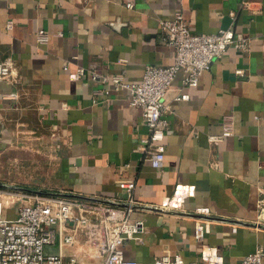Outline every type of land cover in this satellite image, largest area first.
I'll return each instance as SVG.
<instances>
[{"label":"crops","instance_id":"crops-1","mask_svg":"<svg viewBox=\"0 0 264 264\" xmlns=\"http://www.w3.org/2000/svg\"><path fill=\"white\" fill-rule=\"evenodd\" d=\"M240 1L136 0L127 9L123 0H0V58L11 57L18 73L15 83L0 80V155L29 141L38 146L33 154L50 164L47 187L115 199L122 209L129 196L123 184L132 181L129 217L142 220L143 232L124 242L127 259L152 264L163 254H179L203 264L201 243L192 235L197 207L208 208L212 222L203 242L228 264L264 248L258 204L264 194V0H251L254 12L241 9ZM177 11L192 32L231 28L246 39V49L229 46L195 87L183 86L182 72L175 74L164 95V159L153 168L143 152L147 129L140 109L129 104L124 88L106 84L103 95L105 86L89 70L136 82L145 66L172 64L174 49L161 41L159 22ZM39 29L48 34L44 43L36 40ZM77 68L84 73L72 79ZM180 93L186 98L176 99ZM226 116L231 134L209 139L221 134ZM176 190L187 193L177 207L167 206ZM58 249L77 264H101L104 257L79 227L72 245L59 248L56 237L45 252Z\"/></svg>","mask_w":264,"mask_h":264},{"label":"built area","instance_id":"built-area-1","mask_svg":"<svg viewBox=\"0 0 264 264\" xmlns=\"http://www.w3.org/2000/svg\"><path fill=\"white\" fill-rule=\"evenodd\" d=\"M136 0H123L127 9L134 7ZM240 8L254 12L251 0H241ZM120 24V22H118ZM160 39L174 49V60L167 66L147 65L140 80L127 82L122 74L106 76L95 69L89 70L91 79L104 86L108 84L114 90L124 88L128 91V102L139 108L147 135L142 139L143 152L150 165L159 168L164 159L163 138L168 129L165 117L168 105L164 95L177 72H182L183 86L198 85L200 74L207 70L212 61L233 46L239 50L246 49V39L233 32L231 28L219 29L212 33H195L188 27V21L181 11L174 13L169 20H161ZM11 21L6 22V28ZM38 43L48 40V34L39 29L36 32ZM84 68H77L70 74L72 79L79 78ZM235 73L241 74V70ZM18 78L15 61L11 57L0 58V80L15 83ZM109 92L103 87V95ZM11 96H15L11 93ZM180 93L176 99H185ZM230 117L221 122L222 131L219 136H211V140H220L231 134ZM129 192L125 209L118 207L116 200L100 201L94 198H81L68 193H48L44 191L5 192L0 190V264H77L75 258H65L61 249L57 252H45L47 245L58 239L59 248L74 243V231L79 227L85 230L89 240L104 253L101 264H142L134 259L124 257L122 246L128 239H140L143 222L131 219L129 211L135 200L132 197L134 183L123 184ZM185 191L174 192L167 206L177 207ZM187 193V191H186ZM185 193V194H186ZM17 204V205H16ZM261 218L264 221V194L258 202ZM15 207V216L7 217V210ZM197 216L193 222V238L201 243L199 257L203 264H228L220 251L203 242L211 231V220L207 217L206 207L195 209ZM71 224V231L62 233ZM235 227H233V231ZM264 248L256 246L253 252L243 256L239 264H261ZM152 264H197L185 262L179 254H163L154 258Z\"/></svg>","mask_w":264,"mask_h":264},{"label":"rangeland","instance_id":"rangeland-1","mask_svg":"<svg viewBox=\"0 0 264 264\" xmlns=\"http://www.w3.org/2000/svg\"><path fill=\"white\" fill-rule=\"evenodd\" d=\"M19 145L21 147H12L7 153L0 155V190L5 192L44 190L48 193H60L56 192L55 188L46 185L49 180L46 175L47 168L50 167V164L45 160L46 157H43V153L44 156L47 153L46 145H39L38 155L43 158L33 154L34 149L38 146L30 145L29 141ZM20 148L22 151H17ZM13 207L7 210L8 218L15 216L16 206Z\"/></svg>","mask_w":264,"mask_h":264},{"label":"water","instance_id":"water-1","mask_svg":"<svg viewBox=\"0 0 264 264\" xmlns=\"http://www.w3.org/2000/svg\"><path fill=\"white\" fill-rule=\"evenodd\" d=\"M40 192V191H39Z\"/></svg>","mask_w":264,"mask_h":264}]
</instances>
